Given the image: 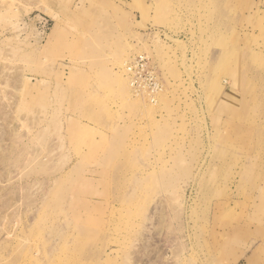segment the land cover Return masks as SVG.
I'll use <instances>...</instances> for the list:
<instances>
[{
	"label": "rangeland",
	"instance_id": "1",
	"mask_svg": "<svg viewBox=\"0 0 264 264\" xmlns=\"http://www.w3.org/2000/svg\"><path fill=\"white\" fill-rule=\"evenodd\" d=\"M0 264H264V0H0Z\"/></svg>",
	"mask_w": 264,
	"mask_h": 264
},
{
	"label": "built area",
	"instance_id": "2",
	"mask_svg": "<svg viewBox=\"0 0 264 264\" xmlns=\"http://www.w3.org/2000/svg\"><path fill=\"white\" fill-rule=\"evenodd\" d=\"M123 73L134 92L145 94L150 101L155 99L161 85L145 54L127 58L123 63Z\"/></svg>",
	"mask_w": 264,
	"mask_h": 264
},
{
	"label": "bare ground",
	"instance_id": "3",
	"mask_svg": "<svg viewBox=\"0 0 264 264\" xmlns=\"http://www.w3.org/2000/svg\"><path fill=\"white\" fill-rule=\"evenodd\" d=\"M122 61H123V62H121V65H122V67H121V71H122V73H123V63H124V60H122ZM119 74L122 75L121 73H119ZM123 75H124V74H123ZM123 75H122V77H124ZM124 78H126V77H124ZM154 100H155V99H154Z\"/></svg>",
	"mask_w": 264,
	"mask_h": 264
}]
</instances>
